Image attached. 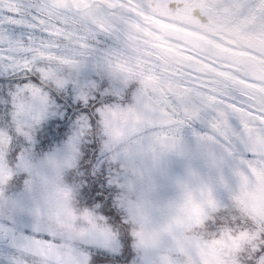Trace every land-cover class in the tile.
Instances as JSON below:
<instances>
[{
  "label": "snow or ice",
  "instance_id": "6c2138e0",
  "mask_svg": "<svg viewBox=\"0 0 264 264\" xmlns=\"http://www.w3.org/2000/svg\"><path fill=\"white\" fill-rule=\"evenodd\" d=\"M157 178L214 202L208 264H264V0H0V264H160Z\"/></svg>",
  "mask_w": 264,
  "mask_h": 264
},
{
  "label": "rangeland",
  "instance_id": "374dc122",
  "mask_svg": "<svg viewBox=\"0 0 264 264\" xmlns=\"http://www.w3.org/2000/svg\"><path fill=\"white\" fill-rule=\"evenodd\" d=\"M156 181L161 182L159 178ZM174 189L176 192L179 191L178 196L182 204L176 208L175 205L166 208L163 216L156 207L152 210L153 223L158 233L162 235L158 246L154 248L160 264H195V259H201L205 264L209 261H220L221 258L226 261L228 252L225 241L218 238V232L204 226L205 223H217V219L209 213V209L214 207V202L211 199L201 200L198 190L195 200L191 189L187 187ZM131 192L133 191L128 193L126 200L137 202L138 194L135 192L130 194ZM72 212L79 214L80 219L79 222L70 223L68 226L66 239L69 245L73 242L93 243L95 237L90 231L87 216L75 205L72 206Z\"/></svg>",
  "mask_w": 264,
  "mask_h": 264
},
{
  "label": "flooded vegetation",
  "instance_id": "af4514ba",
  "mask_svg": "<svg viewBox=\"0 0 264 264\" xmlns=\"http://www.w3.org/2000/svg\"><path fill=\"white\" fill-rule=\"evenodd\" d=\"M138 194L139 198L137 202L127 201L128 197H125V209L130 213V219H132V213L138 214L139 220L142 223H136L135 231L140 238V242L144 249L147 251L154 252L159 244L162 237L158 233L156 225L153 223L152 210L156 207L157 209H166L170 206L176 208L181 203V198L178 196L179 191H175L173 186L162 187L161 182L156 181L155 187L151 191H133ZM194 199L196 200V191L192 190ZM185 205V204H184ZM71 238L69 239V241ZM87 244V243H81Z\"/></svg>",
  "mask_w": 264,
  "mask_h": 264
}]
</instances>
